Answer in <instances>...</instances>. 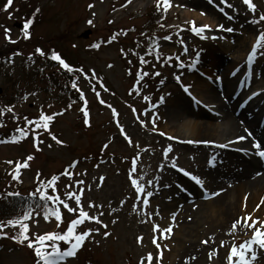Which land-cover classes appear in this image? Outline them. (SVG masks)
Wrapping results in <instances>:
<instances>
[{
	"label": "rangeland",
	"instance_id": "rangeland-1",
	"mask_svg": "<svg viewBox=\"0 0 264 264\" xmlns=\"http://www.w3.org/2000/svg\"><path fill=\"white\" fill-rule=\"evenodd\" d=\"M6 2L7 0H0V100L4 108L11 107L12 110L0 115V121L3 124L0 126V141H9L6 144L0 143V194L19 192L24 200L26 196H31L39 182L46 183L53 175L61 174L55 182V191L51 186L46 190L48 194L58 196L60 200L69 203L76 211L67 212L63 204L57 203L58 201H49L51 206L48 208L49 213L56 210L61 212V221H56L52 215L45 219L44 208L32 206L31 219L22 223L28 224V235L35 239L39 234L66 231L68 223L77 219L80 211L74 197L69 198L67 193L80 195L83 189L81 207L90 216H98L103 224L107 225V229L95 221H85L78 225L76 232H83L89 228H99V232H93L77 252L74 260L62 261L61 264H141V258H143V264H149L147 259L149 253L152 254L151 264H183L182 254L178 251L175 242L177 226L172 224L171 217L161 210L162 200L166 201L167 196L176 197L179 186L182 188L191 186L193 191L199 194V198H202L200 194L206 192L208 183L215 184L216 179L225 177L221 166L215 171V168L208 163L210 157H215L218 151L223 150L210 146L212 143L206 144L203 141H215V144L225 143H223L224 139H218L217 136L192 143L173 140L162 134L166 133L163 115L170 106V102L186 100L182 96L181 85L190 86L189 91L198 97L212 94L211 81L202 78L196 70L202 69L209 72L206 65L213 64L214 55L220 59L227 57V62H223L221 66L224 69L227 68V71L236 69L240 77L244 76L243 61L251 50V44L256 41L259 33L264 31V21L259 24L251 23L264 13V0H253L257 5L255 12H250L242 0H227V4L222 3L221 0H212V2L210 0H171L172 6L167 12H164L163 8L157 10L160 15L158 14L159 18L156 21L155 40H150L145 47L153 48L154 52L158 50L172 56V62L176 64L173 65L174 67L160 70L159 76L154 74L159 69L155 67L151 58L146 57L148 54L145 51L138 53V50L136 51L138 54L134 53L130 57V61L137 65L133 68L134 74L127 75L123 67L125 63L127 64L126 57L117 45L112 47L107 41L112 36L121 38L126 35L127 39L118 43V45L124 44L122 49H125L129 40L141 33L146 25L145 22L148 21L142 17L147 15L149 8L156 6V0H130V2L129 0H13L10 8L4 11L2 9ZM197 3L208 6L212 11L211 16L196 10L194 5ZM89 4L93 7L89 8ZM37 8L39 12L35 11ZM29 19L33 20V23L29 27L30 36L25 39L23 25ZM89 20L93 23L89 24L87 22ZM192 21L195 22L196 27L210 25L211 30L205 29L200 34H196L192 31L193 25L190 23ZM217 25H224L225 29L233 28L234 31L228 34L226 30L218 29ZM240 25L246 26L248 30L241 31L242 28L237 27ZM179 27L183 29V32L175 36L174 33L170 34L169 30ZM5 28L10 30L8 35L11 41H15L14 43L5 38ZM83 34H87L85 39L81 37ZM165 36L171 39L165 40ZM103 41L104 45H100ZM153 41L155 45H158V49ZM94 44L99 47H91ZM36 48L42 49L44 55L35 53ZM185 48L187 52L184 51ZM53 51L70 66L75 69L82 68L83 73L88 75L64 70L58 61L51 59ZM197 53L200 55L197 56ZM18 56L42 58V61L36 64H43L44 68L41 73H38V79L33 82L42 91L35 92L33 88H26L19 81L17 85L12 86L3 78L4 58L12 59L14 62L13 57L17 60L20 58ZM140 56L146 63L141 61ZM177 57L179 60L176 59ZM194 61L197 62L193 64ZM180 64L183 66H178ZM92 71L95 72V77L91 75ZM144 72L149 75L144 77L142 75ZM190 72L196 74L189 75ZM138 73L141 75L138 76ZM59 74L65 75L66 79L71 75L78 78L77 88L85 96L83 101H86L85 107L78 108V113L70 109L67 101H55L61 89L65 91L72 87L65 83L63 77L62 80L57 81L56 76ZM203 74L207 73L203 72ZM177 75L180 76L179 83L175 79ZM251 76L255 86L264 88V47L257 51ZM13 78L17 79L18 75L16 74ZM50 79L52 81L48 82L47 80ZM161 80L164 81L163 84L160 83ZM151 83L159 86H157L161 90L159 95L155 93L157 88ZM95 90L100 93L99 97ZM47 94H52L51 100ZM145 96L149 98L147 101H144ZM162 96L164 102L160 103ZM154 97L157 100L154 101ZM100 99L105 101L106 109L101 107ZM221 101L224 102L223 99ZM130 102L135 105L136 113L127 107L126 104ZM237 103L233 105V113L236 112ZM207 105L204 104L210 112L216 113ZM82 108L89 114V125L84 123ZM112 109L116 110L118 116L113 115ZM41 112L45 115L61 112L63 114L55 115L54 119L48 122L47 130L36 128L35 123L26 124L25 118L39 121ZM154 114L159 117L155 120V131L152 124V120L155 119ZM13 116L17 118L13 119ZM198 116V112H192V115L189 114L185 120L188 122L199 118L204 122L220 125L217 121L211 123L207 115L206 117ZM236 117H238L237 114ZM2 120L5 122L3 123ZM141 121L146 126H142ZM239 122L242 129L247 128L249 131V125L245 120L242 119ZM18 127L26 129L28 135L13 143L11 135L20 134L17 131ZM121 128L127 136L121 132ZM212 128L215 127L212 126ZM52 134L63 141V144L56 143L51 138ZM34 136L37 141H42L39 143L40 150H36ZM258 137L261 139L260 134ZM229 141L232 143L228 148L235 151L225 149L224 151L235 154L223 161L231 163V166H228L234 168L236 166L234 163L239 161L241 155L236 151L243 152L242 149L251 150V148L248 145L233 143L235 139ZM262 141H264V134ZM105 144L108 145L106 149H104ZM169 146H171V152L165 157L164 149ZM28 155L34 158L27 161L28 167H24ZM99 159L105 160L106 163L97 164L96 161ZM133 160L136 164L132 176L145 186V192L140 194L131 188L133 186L129 171L133 167ZM7 161L14 163L8 164ZM76 161L78 162L75 164ZM174 161L178 164L177 168L172 167ZM17 163L21 165L18 181L12 179ZM179 168L200 177L204 181V187L201 188L192 179L186 181L180 178L177 174ZM101 177L104 179L101 180ZM80 180L84 183H77ZM149 180L152 181L151 186L148 185ZM227 182L228 180H225L224 183ZM147 191L154 192V195L148 197L149 204L145 206L142 201ZM210 192L213 191L210 190ZM229 192L230 194L225 198L227 203L234 200L237 202V208L239 204L243 207L244 204L240 201L241 192L235 187H232ZM33 197L39 198L38 195ZM3 200L4 198H0V206H5ZM23 200L20 201L22 205L26 202ZM121 201L125 203L121 204ZM89 202L95 206L89 207ZM12 205L13 201L8 199L5 207ZM225 208L227 206L223 205L222 209L226 210ZM7 211L9 215V209ZM21 212L23 215L22 210ZM157 212L159 215L156 214ZM148 213L152 214L151 218ZM236 216L237 214L225 225L218 227L220 228L219 236L214 242L212 240L207 244L202 243L207 239L199 235L198 242L195 244L203 248L202 254L197 257L193 255L195 259L191 257L186 264H230L227 258L231 247L235 245L238 248L240 243L251 239L253 231L251 228H246L243 221L235 230H232ZM113 220L116 223H113ZM261 221H264V218ZM4 224L3 232H6L7 236L0 237V264H36L37 258L33 249L28 248L26 243L21 245L11 239L20 231L19 226H9L7 222ZM154 225L160 226L157 231L153 230ZM170 226L172 232L167 233L165 230ZM105 231L110 235L105 237ZM162 232L163 236H161ZM139 237H142V240L138 241ZM154 237L157 238L159 248L153 243ZM221 241L224 242L222 247ZM59 244L61 249L66 245L63 241ZM210 253L211 259H209ZM237 259L238 257H233V261ZM257 264H264V250L259 251Z\"/></svg>",
	"mask_w": 264,
	"mask_h": 264
},
{
	"label": "snow or ice",
	"instance_id": "snow-or-ice-1",
	"mask_svg": "<svg viewBox=\"0 0 264 264\" xmlns=\"http://www.w3.org/2000/svg\"><path fill=\"white\" fill-rule=\"evenodd\" d=\"M130 2V0H129ZM210 2H212V0H210ZM222 3L227 4V0H221ZM243 4H245L247 6V9L250 12H255L257 5L253 2V0H242ZM13 4V0H7V2L3 5V9L4 11H7L10 6ZM172 6L171 4V0H156V7L157 10H161V8H163L164 12H167L168 9ZM229 7H231V5H228ZM89 8H92L93 5L89 4L88 5ZM36 12H39V9L37 8L35 10ZM11 16V13L9 14ZM95 15V14H93ZM229 19H232V17H229ZM264 21V13H261L258 17V19H254L251 21V23L253 24H259L260 22ZM89 24H92L93 21L89 20L87 21ZM33 23V20L29 19L27 20L24 25H23V38L27 39L30 36V32H29V27L30 25ZM193 27H192V31L195 32L196 34H200L201 32H203L205 29L211 30V26L210 25H201L199 27L195 26V22L192 21L190 22ZM161 27H163V25H161ZM218 29H222V30H226L228 32H232L234 31L233 28H224V25H217ZM9 29L5 28V38L7 40H9L10 42H15V41H11L10 36L8 35L9 33ZM114 39V37H113ZM165 40H170L171 37L169 36H165L164 37ZM181 43H183V41H181ZM153 44L155 45V41H153ZM91 47H99V45H91ZM155 47L158 49V45H155ZM261 47H264V31H261L255 41V43L252 46V49L247 57V62L249 64H251L257 54V50L260 49ZM122 52L124 51L123 49L121 50ZM185 52H187V48L184 49ZM35 53L40 54V55H44V52L42 49L40 48H36L35 49ZM157 59H159L163 53H161L160 51H156L155 53ZM200 53H197V56H199ZM31 58V56L29 57ZM51 59L54 61H58L59 65L66 71L68 72H80L83 73V69H75L72 66H70L67 62H65L60 55H58L55 51H53L51 53ZM142 62L144 61L143 57H140ZM170 59V57L168 58ZM177 60H179V57L176 58ZM197 61H194L193 64H195ZM109 67H112V65H108ZM178 66H183L182 64L178 65ZM85 76H87V73H83ZM155 75L159 76L160 73L156 72L154 73ZM91 75L93 77L96 76L95 72L92 71ZM138 76H140L141 74L138 73ZM144 77L148 76L149 73L144 72L142 74ZM233 75H235V73H233ZM175 79L177 80V82H180V76L177 75L175 77ZM139 83V81H137ZM161 84L164 83L163 80L160 81ZM72 87L73 89H77V83L76 81H72ZM183 90L186 93H189V88L190 86H183ZM190 94V93H189ZM259 93L257 92H253L252 96H256ZM97 97L100 96V93L97 92L96 93ZM25 99L27 98L26 96L24 97ZM251 98V97H250ZM81 99H84L83 94L81 93ZM145 100H148L149 98L147 96L144 97ZM101 104H104L105 101L103 99H100L99 101ZM160 103L164 102V97H160L159 100ZM69 107H71V105H69ZM109 107L111 108V105H109ZM153 107H156V105H153ZM11 107L8 108H0V115H3V113L5 111H11ZM81 111L84 113V123L85 125H89V119H88V112L86 109H81ZM113 111V115L114 116H118V113L116 112L115 109H112ZM63 113H54L52 115H45L43 112H41L40 116H39V121H32V120H28L27 118H25V122L26 124H33L35 123L36 128H43L45 130H47L49 128V123L50 121H52L54 119L55 115H62ZM155 119L152 120V124H153V130L155 131V120L159 119L158 115L154 114ZM16 116H13V119H16ZM141 125L142 126H146L145 123L143 121H141ZM0 126H3L2 123H0ZM17 131L20 132V136L21 137H27L28 135V131L24 128H17ZM121 132L124 133V129L121 128ZM245 132L247 133L248 137L252 136V133L250 131H248V129H245ZM125 136H127L126 133H124ZM163 135H166L165 133H162ZM51 138L58 144H63V141H60L59 139H57V137L52 134ZM247 137L245 136H238L236 137V141H241V140H245ZM129 139V143H131L130 137H128ZM18 138L13 137L11 142H17ZM9 141L5 140V141H0V143H7ZM42 141H37L36 137L34 136V144L36 147V150H40L39 149V143ZM193 141H189V143H192ZM203 143H212L215 144V141H203ZM232 142L229 141L228 143L225 144H219L218 146L221 148H225L228 147ZM138 146V145H137ZM49 147H51V145H49ZM108 147L107 144L104 145V149H106ZM102 149V151L104 150ZM252 149H254V154L257 155L259 158L264 159V145L261 144L260 141L258 140H254L253 144H252ZM242 151H247V149H242ZM171 152V146H169L168 148L164 149V156L167 157L168 153ZM34 157L32 155H28L26 158V161L24 162V167H28L29 165L27 164V161H31ZM214 161L215 158L214 157H210L209 158V165L214 166ZM8 164H13V161H7ZM133 167L130 169L129 171V178L131 181V185L134 187L135 192L137 194H140L142 192H145V186L141 183L138 182L137 178H133L132 173L135 172V164L136 161L133 160ZM21 165L19 163L16 164V168L15 171L12 175V179L13 180H19V170H20ZM70 167H72V165H70ZM173 168H177L178 164L174 161L172 164ZM179 171L183 172L184 175L186 176H190V178L197 184L199 185L201 188L204 187V181L196 176L191 174L190 172H188L187 170L183 169V168H179ZM260 173H257V175H259ZM104 178L101 177V180H103ZM142 179V177H141ZM58 180V177L56 175H53L46 183L45 182H39L38 183V187L33 191V193H31V196H36L38 195L39 200L43 201V208H44V217L45 219H47L49 217V215H52L55 217L56 221H61V212L56 210L53 211L51 213L48 212V208H49V201H59L61 204H63V207L65 209H67L69 212H74L76 211L75 208L71 207L69 205V203H66L62 200H60V198L58 196H53L48 194L47 192V188L49 186H51L53 188V191H55V182ZM77 183L79 184H83L84 181L80 180L77 181ZM152 181L149 180L148 181V185L151 186ZM99 186V185H98ZM220 191H223V189H221ZM83 193V189H81V194L80 195H76L72 192H68L67 195L69 196V198L74 197L76 205L78 207H80V211H79V217L77 219H73L70 222V225L67 227L66 231L64 233L61 232H49V233H45V234H39L35 237V239H32L29 235H28V231H29V226L27 223H22L23 221L29 220L31 219L32 215H33V210L31 209V207L22 209L23 211V215L21 216H17L11 219H8L7 221V225L9 226H19L20 231L13 235L11 237V239L21 245H24L26 243V246L30 249H33L34 251V255L37 258L36 259V264H61L62 261H65L68 258H73L76 256L78 250H80L84 243L86 242V240L93 234V232H99V228L97 229H87L83 232H76V228L78 225L83 224L85 221H95L97 224H101L105 229H107V225L103 224V222L100 220V218L98 216H90L88 214V212L84 211L83 208L81 207V195ZM21 194L19 192H8V193H3L0 194V198H4L7 199L8 197H19ZM154 195V192L152 191H147L146 195L143 197V205L147 206L149 204V199L148 197H151ZM213 195H219V192L213 193ZM138 198H140L138 196ZM245 200H247V196L245 197ZM125 203L124 201H121V204ZM261 203H264V198H262ZM95 205H93L91 202H89V207H94ZM261 205L257 204L256 208L254 209V211L256 209H259ZM246 207V204H245ZM134 210H135V206H134ZM113 211H115L113 209ZM157 215H159V213H156ZM102 215V213H101ZM149 218H151L152 214L148 213ZM172 220H175V215L172 216ZM241 221H243V224L246 228H251L253 229L252 231V236L251 239H249L248 241L244 242V243H240L238 248L237 246H232L228 255V261L230 262V264H257V261L259 260V251L260 250H264V221L259 220V218H253V214L248 213L246 214L244 217H239L237 218L235 221H233L232 224V230H235L237 225L241 223ZM249 221H251V223H249ZM259 222V223H258ZM113 223H116L115 220H113ZM5 227L4 222L0 221V237H6L7 233L3 232V228ZM57 227L59 228V224H57ZM159 225H154L153 226V230L157 231L159 229ZM167 233H171L172 232V228L171 226L165 230ZM110 233L105 231L104 232V236L107 237L109 236ZM164 233H161V236H163ZM211 239V238H209ZM142 240V237L138 238V241ZM60 241H63L65 244H68L69 246L64 248L63 250L61 249V246L59 244ZM69 241H71V243L69 244ZM46 242H50V243H46ZM153 243L156 244V246L159 248L160 245L157 243V238L154 237L153 238ZM202 243L207 244L208 240L202 241ZM224 246V242L221 241V247ZM255 246V247H254ZM50 249V250H49ZM239 249V250H238ZM211 253L209 254V259H211ZM233 257H238V259L236 261H233ZM148 262L149 264H151L152 261V254L149 253L148 254ZM192 259H195V257H193ZM141 264H143V258H141Z\"/></svg>",
	"mask_w": 264,
	"mask_h": 264
},
{
	"label": "bare ground",
	"instance_id": "bare-ground-1",
	"mask_svg": "<svg viewBox=\"0 0 264 264\" xmlns=\"http://www.w3.org/2000/svg\"><path fill=\"white\" fill-rule=\"evenodd\" d=\"M194 6V8L200 10L202 14L211 16L212 11L208 6L201 3H197ZM237 27L240 29L242 28L241 31L248 30V28L243 25ZM225 76L224 82L214 84L212 94L202 96L201 99H198L204 104H208L207 106L216 112L214 115H209L205 112L208 116V120H210L211 123L212 121L220 122V125L210 124L194 117L195 120L187 122L185 118H187L189 114L192 115V111L189 109L190 104L187 106V104L181 100V102L175 101L176 103L170 102V106L166 109L165 115H163L165 134L169 136V138L181 142H201L205 138L217 136L219 137L218 139H224L223 143H227L229 140L235 139L238 136H245L247 137L245 140L236 141L235 143L248 145L252 150L248 152L251 158H253V139L260 142L261 140L248 137L245 130L240 127L239 121L243 119L248 125L257 124L259 131L264 132V91H256V88L250 87L245 89L241 95L239 94V97L234 98L232 88L235 87L233 85L237 84L239 80H235L234 77L228 76L227 74H225ZM253 92L259 94L252 96ZM240 97L249 99L251 105L247 104L249 108L245 111L241 110L238 113V117H236L235 112L233 113V105ZM221 99H223L224 102H222ZM200 116L205 115L203 112L199 111L198 117ZM212 126L215 128H212ZM261 144L264 145L263 142H261ZM248 147L246 146V148ZM228 154V152L218 151L214 166L218 165ZM259 159L257 158L258 161L256 162V166L251 172L233 177L235 188L241 192L240 201L243 202V207L239 204L237 208V202H234V200L228 201L227 203L225 198L226 195L230 194V189L228 187L220 188V185L210 183H208V188L213 192L207 194V196L210 197L207 201L199 198V195L195 194L190 188H186L185 191L179 193L174 198L167 196L166 201L162 200L161 210L165 212L166 215L170 216L171 220L172 216L175 215V220H172V224L177 226V230H175V242L178 251L182 254L183 264H186L193 255L197 257L202 254L203 248L195 244L198 242L197 237L199 235H203L208 241L213 240L214 242L217 236H219L220 228L218 227L225 225L235 214L239 217H244L246 214L251 213L253 214V218L258 217L259 220L264 218V203H261L262 198H264V166H262V159ZM257 173L260 174L257 175ZM221 189H223V191H220ZM214 190H219V195H213V193H216ZM246 196L247 200H245ZM257 204L261 206L254 211ZM223 205L227 206V208H225L226 210L222 209ZM237 216L236 218H239ZM249 223H251V221H249Z\"/></svg>",
	"mask_w": 264,
	"mask_h": 264
},
{
	"label": "trees",
	"instance_id": "trees-1",
	"mask_svg": "<svg viewBox=\"0 0 264 264\" xmlns=\"http://www.w3.org/2000/svg\"><path fill=\"white\" fill-rule=\"evenodd\" d=\"M5 60H3L2 65H3V78H5V80L7 82H10L12 84V86H15L21 82L22 84L25 85L26 88H33V90L35 92H39L42 91L41 88L38 87V85L36 83L33 84L34 81H36L38 79V73H41L40 71H37V68L33 67V63L31 59L28 58H21L18 60H14V62H12V59L9 60V58H4ZM8 66V67H6ZM41 67H43L41 65ZM45 70V69H44ZM37 71V72H36ZM22 73V76H21ZM18 75L17 79H14L13 77L15 75ZM72 78V76H71ZM56 79H62L61 77L57 76ZM66 81H69V78H65ZM48 82H51L52 80H47ZM69 91V93H68ZM53 94V93H52ZM52 94H47L49 99H52ZM55 101H67L69 103V105L73 106L76 105L79 102V96L78 94L75 92V90H65L63 91L61 89V91L59 92V94L57 95V99ZM0 108H4V106L2 105V100H0ZM7 108V107H5ZM1 123V121H0ZM8 199L10 201V199L13 201V205L9 206V207H5L7 206L8 203ZM22 197H8L7 199L3 200V205L0 206V221L2 222H7L8 219L20 216L22 214L21 210L25 207H40L42 206L43 202H41L38 198L33 197V196H26V199H24V205H22V203H20V201H22ZM19 208L21 210L17 211L16 209ZM9 209V215H8V210ZM2 210V211H1ZM16 210V211H15ZM7 211V212H5ZM8 215V216H6Z\"/></svg>",
	"mask_w": 264,
	"mask_h": 264
},
{
	"label": "water",
	"instance_id": "water-1",
	"mask_svg": "<svg viewBox=\"0 0 264 264\" xmlns=\"http://www.w3.org/2000/svg\"><path fill=\"white\" fill-rule=\"evenodd\" d=\"M83 37H86V35H84Z\"/></svg>",
	"mask_w": 264,
	"mask_h": 264
}]
</instances>
